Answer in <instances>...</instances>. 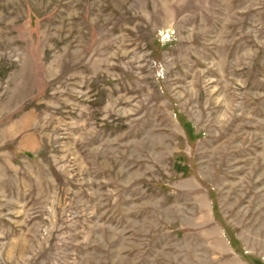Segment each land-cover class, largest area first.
<instances>
[{
    "label": "rangeland",
    "instance_id": "374dc122",
    "mask_svg": "<svg viewBox=\"0 0 264 264\" xmlns=\"http://www.w3.org/2000/svg\"><path fill=\"white\" fill-rule=\"evenodd\" d=\"M0 264H264V0H0Z\"/></svg>",
    "mask_w": 264,
    "mask_h": 264
}]
</instances>
